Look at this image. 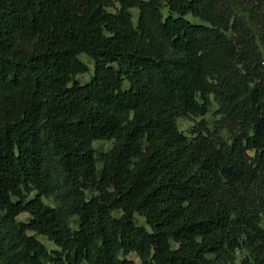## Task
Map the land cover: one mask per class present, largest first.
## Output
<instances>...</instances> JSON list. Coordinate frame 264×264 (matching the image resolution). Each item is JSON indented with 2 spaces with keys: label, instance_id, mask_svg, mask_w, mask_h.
<instances>
[{
  "label": "trees",
  "instance_id": "16d2710c",
  "mask_svg": "<svg viewBox=\"0 0 264 264\" xmlns=\"http://www.w3.org/2000/svg\"><path fill=\"white\" fill-rule=\"evenodd\" d=\"M263 222L264 0H0V264H264Z\"/></svg>",
  "mask_w": 264,
  "mask_h": 264
},
{
  "label": "rangeland",
  "instance_id": "374dc122",
  "mask_svg": "<svg viewBox=\"0 0 264 264\" xmlns=\"http://www.w3.org/2000/svg\"><path fill=\"white\" fill-rule=\"evenodd\" d=\"M134 14L137 15V12L134 11ZM194 22H196V23H200V21H198V20H196V21H194ZM81 59H82L85 63H88L89 66L92 67V61L89 60V58H88L87 56L82 55V56H81ZM92 73H93V70H91V73L88 74V75L78 76V77H77V80H78L81 84H85V83H87V82L90 81V78H91V76H92ZM216 109H217V107H215V108L213 109V112L207 116L206 119H207L208 122L212 123L214 120L217 119V118L214 116V114H213V113L215 112ZM198 121H200V120L198 119L197 122H198ZM194 125H195V122H193V121H191V120H189V119H179V120H178V126H179V129H180L184 134H187V135H189V133H190V131H191V129L193 128ZM94 146H95V149H96L99 153H106V152H108V151L111 149V147H112V143H111V142H96V143L94 144ZM99 167H100V165H99ZM45 203H46L47 205H49V206H53V201H52V200H45ZM19 219H20L21 221L27 222V221L29 220V216L26 215V214H24V215H22ZM137 219H138V223H139L140 225H146L145 220H144L143 218H141V217H137ZM263 227H264V222H263ZM39 239H40V240H41V241L47 246V248H48L50 251H51V250H55V249H57V247H56L53 243L49 242L47 239L42 238V237H40Z\"/></svg>",
  "mask_w": 264,
  "mask_h": 264
}]
</instances>
